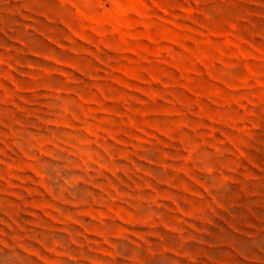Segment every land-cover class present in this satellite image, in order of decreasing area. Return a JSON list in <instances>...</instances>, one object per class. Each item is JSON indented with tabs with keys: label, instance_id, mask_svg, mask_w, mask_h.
Returning <instances> with one entry per match:
<instances>
[{
	"label": "rangeland",
	"instance_id": "374dc122",
	"mask_svg": "<svg viewBox=\"0 0 264 264\" xmlns=\"http://www.w3.org/2000/svg\"><path fill=\"white\" fill-rule=\"evenodd\" d=\"M0 264H264V0H0Z\"/></svg>",
	"mask_w": 264,
	"mask_h": 264
}]
</instances>
